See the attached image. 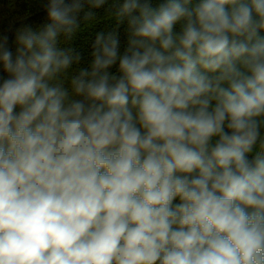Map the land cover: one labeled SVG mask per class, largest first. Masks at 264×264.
Here are the masks:
<instances>
[{
  "label": "clouds",
  "instance_id": "clouds-1",
  "mask_svg": "<svg viewBox=\"0 0 264 264\" xmlns=\"http://www.w3.org/2000/svg\"><path fill=\"white\" fill-rule=\"evenodd\" d=\"M105 3L0 35V264H264V0H122L81 66Z\"/></svg>",
  "mask_w": 264,
  "mask_h": 264
},
{
  "label": "trees",
  "instance_id": "trees-1",
  "mask_svg": "<svg viewBox=\"0 0 264 264\" xmlns=\"http://www.w3.org/2000/svg\"><path fill=\"white\" fill-rule=\"evenodd\" d=\"M47 0H0V35L7 34L9 36V46L15 50V31L22 25L29 24L33 28H37L48 22L47 9L44 4ZM122 0H106L105 5L92 9L95 16L91 21L81 20V27L70 41L65 42L63 36L60 37L61 47H74L82 54L81 66H87L91 60L92 42L95 35L99 31H110L116 26L114 11L116 5ZM153 6L162 3L163 0H151ZM85 9L81 11L80 17L84 15ZM126 23L120 24L116 29L120 34L121 51L126 47L127 33ZM179 30V24L176 26ZM75 67V66H74ZM111 71L115 72L114 66ZM0 75L6 76L0 67ZM253 154H249L251 157ZM178 202V199L177 201Z\"/></svg>",
  "mask_w": 264,
  "mask_h": 264
}]
</instances>
